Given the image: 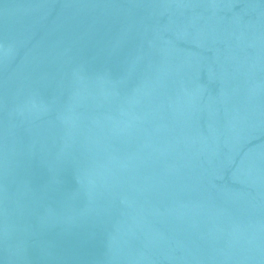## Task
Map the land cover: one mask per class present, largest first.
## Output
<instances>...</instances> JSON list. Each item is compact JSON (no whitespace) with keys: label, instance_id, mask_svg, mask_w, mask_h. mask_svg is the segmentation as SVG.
Here are the masks:
<instances>
[{"label":"water","instance_id":"obj_1","mask_svg":"<svg viewBox=\"0 0 264 264\" xmlns=\"http://www.w3.org/2000/svg\"><path fill=\"white\" fill-rule=\"evenodd\" d=\"M0 264H264V0H0Z\"/></svg>","mask_w":264,"mask_h":264}]
</instances>
